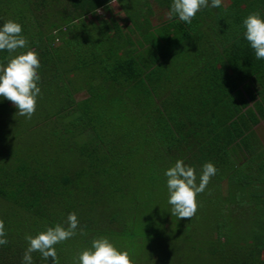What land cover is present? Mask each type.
<instances>
[{
	"label": "trees",
	"instance_id": "trees-1",
	"mask_svg": "<svg viewBox=\"0 0 264 264\" xmlns=\"http://www.w3.org/2000/svg\"><path fill=\"white\" fill-rule=\"evenodd\" d=\"M114 2L121 19L97 14L111 12L110 0H0V27L18 22L28 41L11 55L34 50L41 65L31 119L0 97L8 240L0 264H22L25 236L73 212L87 234L78 228L55 246L59 264H74L101 236L134 264H264V187L246 175L257 160L264 167V60L243 27L252 12L264 17V0H223L191 24L168 18L172 0ZM9 55L0 51V63ZM180 159L196 169L197 183L203 165H215L207 188L220 193L226 215L204 235L189 220L166 249L154 230L135 228L144 224L135 211L119 206L126 199L137 208L156 188L168 192L164 173ZM245 220L253 228H233ZM137 237L156 242L142 244L143 257ZM32 256L33 264H54Z\"/></svg>",
	"mask_w": 264,
	"mask_h": 264
},
{
	"label": "clouds",
	"instance_id": "clouds-1",
	"mask_svg": "<svg viewBox=\"0 0 264 264\" xmlns=\"http://www.w3.org/2000/svg\"><path fill=\"white\" fill-rule=\"evenodd\" d=\"M114 0H110V5ZM223 0H172L168 18L178 17L180 21L191 24L197 13L209 6L219 8ZM100 10L97 9V12ZM244 37L254 50L257 60H264V17L259 12L250 13L243 20ZM27 38L23 35V27L13 20L4 22L0 27V51H7L10 55L6 63H0V97L9 100L18 109L20 116L31 119L37 108V99L41 93L38 86L40 76L39 55L34 50L21 52L26 48ZM217 173V168L211 162L203 165L199 183H197L196 169L186 165L180 159L168 168L164 175L167 178L168 204L171 213L179 219H192L199 208L198 196L203 193L210 179ZM86 235L85 228L80 227L77 214L70 213L64 224L57 223L48 227L35 236L26 235L28 247L24 252L22 264H33L34 252H39L44 260L52 258L54 264H59L55 246L77 235ZM5 224L0 219V246L6 245ZM74 264H134L127 250L119 249L108 237H96L91 247L83 250L74 260Z\"/></svg>",
	"mask_w": 264,
	"mask_h": 264
},
{
	"label": "rangeland",
	"instance_id": "rangeland-1",
	"mask_svg": "<svg viewBox=\"0 0 264 264\" xmlns=\"http://www.w3.org/2000/svg\"><path fill=\"white\" fill-rule=\"evenodd\" d=\"M110 7L111 12L109 14L106 13L105 10H100L97 14L104 18H123V14L119 11L116 2L112 3ZM89 18L94 20V18L92 17ZM83 96L85 95H79L80 98ZM260 129L264 133V119L260 122ZM263 172L264 167L261 166L259 164V161L257 160L249 164L246 175L248 177V180L260 184L264 187V182H262V177L264 175ZM221 188L224 195L228 194L225 183H223V187ZM221 199L222 198L220 197V193L212 191L207 187L205 191L200 194V199H198L199 208L196 215L192 218L194 221L192 223V227L198 230L199 235L206 234L207 231L213 228L214 225L218 221H220L221 217H225L226 213L223 211V209H225L226 203L225 201H222L223 199ZM121 203L122 204L119 206L120 209L124 207L128 210L130 209L129 211H135L139 222L144 223L140 226H136L135 228L140 229V233H144L146 231L152 232L154 230L152 236L154 234H159L161 242H158V239H154L153 241H156L159 247H163L166 249L172 247L174 237H179L180 235V228H186V226H188L189 220H191L179 219L178 217L172 215L171 205L168 204V192L167 190H160V188H156L155 190L150 191V194L148 193L139 196L137 208H133L130 205V202H128V200L126 199ZM243 223V225L237 227L235 226L233 228H244V231L248 230V228H253L252 222L247 223V221L245 220V222ZM137 239H135L134 241V250L137 254V257L145 256L146 251L144 250V248H141V246L143 247V245H145L147 247H155L156 242L147 243L142 242L141 240V243L143 244L142 245L140 244V238L137 237Z\"/></svg>",
	"mask_w": 264,
	"mask_h": 264
}]
</instances>
